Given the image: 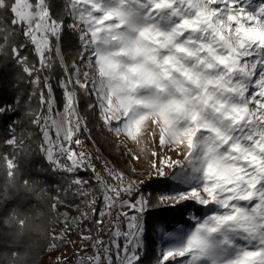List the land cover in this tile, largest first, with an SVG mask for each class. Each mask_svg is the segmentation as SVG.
Instances as JSON below:
<instances>
[{"label": "snow or ice", "instance_id": "6c2138e0", "mask_svg": "<svg viewBox=\"0 0 264 264\" xmlns=\"http://www.w3.org/2000/svg\"><path fill=\"white\" fill-rule=\"evenodd\" d=\"M66 30L79 44L70 65L61 54ZM0 53L20 67L32 95L39 89L31 123L42 133L40 151L52 171L70 174L67 190L87 209L71 223L65 216L64 234L86 220L96 226L88 264H141L148 215L157 209L167 212L151 225L155 264H264V0H65L63 16L49 0H0ZM53 54L64 73L62 111L50 77L41 80L53 69ZM82 98L124 148L132 174L143 178L105 163L109 184L96 171L79 139L91 133ZM6 143L23 147L15 135ZM148 143L158 150L149 152ZM137 150L152 157L146 175L131 163L141 160ZM3 159L0 237L13 246L8 264H28L23 241L39 226L25 202L46 189L21 182L14 155ZM81 171L94 173L100 197L91 196ZM152 178L166 181L155 197L141 187ZM51 199L55 211L63 201ZM102 232L110 233L107 245Z\"/></svg>", "mask_w": 264, "mask_h": 264}, {"label": "trees", "instance_id": "16d2710c", "mask_svg": "<svg viewBox=\"0 0 264 264\" xmlns=\"http://www.w3.org/2000/svg\"><path fill=\"white\" fill-rule=\"evenodd\" d=\"M49 2L56 15H64L65 0H49ZM64 18L67 22H70L69 18L66 16ZM20 39L22 37L18 36L14 43H18ZM78 48L79 44L76 35L70 30H66L61 42V54L64 57L65 63L69 65L72 63ZM23 55L28 57L30 63H37L36 57L30 50H25ZM53 60V69L50 72L45 71L41 73V80L45 76L50 77V83L52 84L56 98V108L62 111V90L59 87L58 81L64 73L55 54H53ZM77 62L79 63V61ZM32 92L33 86L28 82L20 67L11 60L10 55L6 56L0 53V107H11V110L0 113V193H2L6 181V164L3 157L5 155H8L10 158L13 156L12 148L6 141L12 138L16 130L18 131L19 128L22 130L23 128L28 137V149L23 152L19 159L20 180L21 182L23 179L39 181V186L46 189L41 199L32 197L25 202L28 205L26 210L34 217L31 223L33 226H39V230L30 231L23 241L25 245L29 246L28 251L30 255L28 264H56L58 256L53 246L56 248V246L64 242L54 237L55 229L57 224H59V211L58 209L52 210L51 205L55 201L51 197L59 195L62 201L63 199L64 202L70 201L73 205L80 204L83 202V199L77 198V195L72 190H66L68 189L66 183L61 182L60 175L52 171L51 166L40 151V146L43 143L42 133L37 126L31 123L33 119L31 113L40 109L39 89L36 90V95H32ZM30 96L31 99H29ZM87 103L86 99H81L80 112L82 115H87L88 127L91 133L89 135L88 132H85L80 137L87 146L94 148V145H96L98 150L94 152L98 164L104 166L107 163L110 168L124 172L125 176L129 179L143 178L142 176H134L129 170L130 158L124 155V148L117 146L119 145L117 140L105 135L101 131L100 122L97 117L98 113L88 112L86 108ZM21 121L22 123H20ZM137 173L147 174L139 171ZM81 175L89 181V186L93 187L98 197H100L101 189L99 184L95 182L94 173L82 171ZM165 183V180L160 182L151 181L142 185V188L146 192L152 193L153 197H155ZM67 194L72 196L68 197ZM102 207V201L99 199L96 207L97 211ZM166 212L167 209H157L148 215V227L143 236L144 249L141 254V264H155L159 243L151 225L160 218V213ZM96 218L98 217H94L93 219ZM91 223L94 224L92 221ZM4 231L6 229L0 227V233ZM9 239L7 236L0 237V264H8V258L13 247L8 243Z\"/></svg>", "mask_w": 264, "mask_h": 264}, {"label": "rangeland", "instance_id": "374dc122", "mask_svg": "<svg viewBox=\"0 0 264 264\" xmlns=\"http://www.w3.org/2000/svg\"><path fill=\"white\" fill-rule=\"evenodd\" d=\"M93 102H94V100H93ZM20 123H22V121ZM100 126H101V131L105 135L112 137L115 140H117L111 133L107 132L106 130H103L101 123H100ZM13 135H15V137H16L17 145H19L21 143V141L23 142L22 148H18L16 145H10V147L12 148V151H13V155L15 156L16 163L19 165L20 156L23 154V152H25L28 149V146H27L28 137L26 135V132H24L23 128H22V130H21V128H19L18 131L16 130V132ZM53 138H54V134H53ZM79 139L82 140V138L80 136H79ZM157 143H158V140H157ZM130 146L134 150L136 149L135 145H130ZM147 149L149 152L152 150H158L155 148V146L152 143L147 144ZM76 150L80 151L81 149L77 148ZM95 150H98L96 145H94V148H91V147L87 146L85 143H83V151H85V153L91 157V162L95 166L96 171L99 172L100 175L103 177V179L105 181H107L109 184L113 183V181L107 175V172H106L104 166H102L101 164L100 165L98 164L97 157H96L95 152H94ZM137 155H141V160L139 162H132L133 166L136 168V171L148 173L150 171L149 161L152 159V157L150 155L145 156V155L141 154L138 150H137ZM169 155H171L173 157V159L177 158L174 153H169ZM61 163H65V161L61 160ZM81 172L77 173V175H79L80 177H82ZM55 173L59 174L61 177V182L66 183V186H68V182L71 178L70 174L62 173V172H55ZM94 179H95V175H94ZM163 180L164 179L156 180L155 178H152V179H146L145 183L151 182V181L160 182ZM95 182H96V180H95ZM87 187H90L92 190L91 196L98 197V194L93 187H91L89 185ZM141 187H142V185H141ZM162 190L166 191L167 189L161 188L160 191H162ZM67 195H68V197L72 196L70 194H67ZM78 197L82 198V197L77 195V198ZM82 201L83 202H81L80 204H74L73 205L70 201L64 202V199H63V203H60L57 207V209L59 211V224H57V227L55 229L54 237L57 240L59 239L60 241H63L64 243H62L59 246H56V248H55V246H53V249L55 250V252L57 253V256H58L56 264H81V260H83L84 264H88V257L95 255L92 244H93V241L97 238L96 226L91 223V220L84 221L80 227L73 225L72 229H71V234L70 235L64 234L63 221L65 219V216H67L69 223H71V221L77 220L80 218L82 210L87 211V209L85 207L84 199ZM98 201H99V199H97V203H96L95 207H97ZM124 210L127 211V209H124ZM113 214L115 215V213H113ZM104 220H105V223H107V217H105ZM189 225H191V221H189ZM189 225H182L181 227L187 228ZM100 227L103 228L104 225L102 224ZM81 235H85V236L90 235V236H92L93 239L89 240L87 242H82L80 240ZM109 236H110V233L102 232L99 236V239L103 240L105 242V245H107V243L109 241ZM157 240H158V237H157ZM121 244H123V241H121ZM113 259H115V256H113Z\"/></svg>", "mask_w": 264, "mask_h": 264}]
</instances>
